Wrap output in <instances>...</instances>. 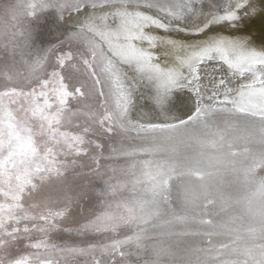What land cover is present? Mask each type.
Listing matches in <instances>:
<instances>
[{
    "label": "rangeland",
    "instance_id": "374dc122",
    "mask_svg": "<svg viewBox=\"0 0 264 264\" xmlns=\"http://www.w3.org/2000/svg\"><path fill=\"white\" fill-rule=\"evenodd\" d=\"M80 1L48 0L21 23L13 17L21 0H0V68L12 65L10 45L20 61L13 75L0 70V264H255L241 248H226L237 240L218 244L233 236L223 226L259 228L240 212L248 214L264 164L170 174L154 195L158 211L145 217L144 189L164 180L170 149L146 143L167 128L123 119L99 51L77 28L46 35L50 21L109 0ZM150 1L184 14L195 0ZM10 24L19 25L17 42L5 36ZM209 106L203 118L215 123L235 116L226 105ZM217 246V255L206 256Z\"/></svg>",
    "mask_w": 264,
    "mask_h": 264
},
{
    "label": "bare ground",
    "instance_id": "6f19581e",
    "mask_svg": "<svg viewBox=\"0 0 264 264\" xmlns=\"http://www.w3.org/2000/svg\"><path fill=\"white\" fill-rule=\"evenodd\" d=\"M135 1L109 0L93 8L77 6L62 22L50 21L46 35L56 36L64 26L77 28L99 51L104 81L123 119L144 128H167L156 129L151 134L154 138L146 143L152 149L170 147L163 157L164 180L144 189L142 200L150 201L145 211L149 218L159 208V195H154L164 189L170 174L185 169L202 175L227 164H264V0H190L184 14L166 4ZM21 2L22 9L13 14L21 23L39 6H49L48 0ZM18 26H7L11 32L5 36L15 37L17 42ZM8 49L12 65L8 63L0 70L13 75L20 61L14 59L16 48L10 45ZM209 105H226L235 116L218 123L203 118ZM196 111L190 120L193 123H185ZM195 117H199L197 122ZM263 186L264 178L250 196L248 214L240 212L255 217L259 228L235 229L239 223L231 224L233 230L223 226L222 231L233 236L224 237L218 244L237 240L226 248H241L255 264H264ZM219 249L217 246L206 256L217 255ZM233 263L228 259L221 264Z\"/></svg>",
    "mask_w": 264,
    "mask_h": 264
}]
</instances>
